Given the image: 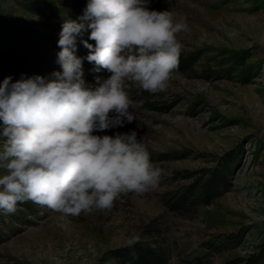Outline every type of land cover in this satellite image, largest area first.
<instances>
[{"label":"rangeland","instance_id":"374dc122","mask_svg":"<svg viewBox=\"0 0 264 264\" xmlns=\"http://www.w3.org/2000/svg\"><path fill=\"white\" fill-rule=\"evenodd\" d=\"M167 10L187 18L189 31L178 37L181 53H243L252 65L250 82L240 72L209 74L200 65L177 73L156 100L171 107L153 110L140 102L132 123L144 131L151 155L178 150L188 156L153 160L162 170L157 189L123 196L107 211L63 217L27 202L14 214L0 212V264H111L107 252L127 246L133 233L140 241L165 245L171 264H234L264 243V0H177ZM44 21L28 3L0 0L5 31H42ZM99 74L108 75L102 69ZM7 76L20 79L0 74V82ZM138 89L132 86L130 96ZM223 157L233 160V174L221 197L185 216L165 205L172 191L191 180L183 173L216 167ZM228 237L235 240L221 250L202 246Z\"/></svg>","mask_w":264,"mask_h":264},{"label":"clouds","instance_id":"9594fccd","mask_svg":"<svg viewBox=\"0 0 264 264\" xmlns=\"http://www.w3.org/2000/svg\"><path fill=\"white\" fill-rule=\"evenodd\" d=\"M151 0H88L59 33L51 78L0 82V212L31 202L63 217L110 210L128 194L155 191L162 170L135 130L95 133L135 121L132 86L155 94L176 76L187 18L149 8ZM90 30L85 58L77 37ZM95 41V44L88 41ZM107 77L84 79L83 60ZM133 233L128 246L139 243Z\"/></svg>","mask_w":264,"mask_h":264},{"label":"trees","instance_id":"16d2710c","mask_svg":"<svg viewBox=\"0 0 264 264\" xmlns=\"http://www.w3.org/2000/svg\"><path fill=\"white\" fill-rule=\"evenodd\" d=\"M28 3L31 8L40 11L44 16V30L26 29V27H9L6 31L0 25V74L15 75L20 79L42 76L51 78V74L62 71L57 63L59 33L65 19H76L83 14L88 0H20ZM177 0H151L149 8L157 11L167 10ZM90 30L77 37L76 55L85 58L88 49L82 40H87ZM95 44V41L89 40ZM207 55L206 51L198 50L191 53H181L177 73L193 72L197 65L202 66L209 74L222 72L231 74L240 72L242 80L250 82L251 64L247 63V55L239 52H221ZM216 66V67H214ZM95 65L83 60L84 79L88 84L95 83V77L100 71H95ZM132 99L141 102L146 108L153 110H167L169 103H157L161 93H149L142 89L136 90ZM160 102V101H159ZM124 132L136 131L133 123H125ZM138 138H142L144 131H136ZM123 133V132H122ZM189 151L173 150L151 155V160H172L188 156ZM223 157L219 165L201 170L186 171L182 178H191L178 189L172 191L165 199V205L180 215L194 214L201 205H208L214 199L221 197L232 185V159ZM232 237L222 241L206 240L202 246L208 249L221 250L233 242ZM264 242V241H263ZM171 253L160 242L151 243L140 241L134 246H123L107 252V259L111 264H171ZM234 264H264V243L257 252L236 260Z\"/></svg>","mask_w":264,"mask_h":264}]
</instances>
